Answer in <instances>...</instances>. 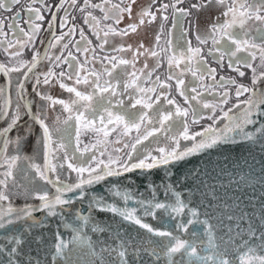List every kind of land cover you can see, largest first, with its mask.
Returning <instances> with one entry per match:
<instances>
[{
    "label": "snow or ice",
    "instance_id": "obj_1",
    "mask_svg": "<svg viewBox=\"0 0 264 264\" xmlns=\"http://www.w3.org/2000/svg\"><path fill=\"white\" fill-rule=\"evenodd\" d=\"M135 2L29 0L0 16V50L8 58L0 61V122L7 121L0 128V264H46L49 257L54 264H264V201L258 223L253 213L246 229L217 236L208 213L191 206L192 189L173 179L210 150L246 146L264 154V0H150L133 19ZM20 3L0 0V11ZM211 10L218 14L201 27V15ZM157 14L152 46L143 38L124 42ZM125 15L130 22L121 27ZM170 17L168 34H179L162 45ZM225 69L229 74L221 75ZM246 76L250 85L241 82ZM206 119L211 123L193 131ZM252 161H244L248 172L236 183L251 187L255 198V189H264V160ZM190 175L199 173L189 169L183 179ZM13 197L23 206L15 207ZM52 220L48 248L43 234L32 233ZM89 231L108 233L115 243L94 241ZM29 241L48 256L39 249L33 256Z\"/></svg>",
    "mask_w": 264,
    "mask_h": 264
},
{
    "label": "water",
    "instance_id": "obj_2",
    "mask_svg": "<svg viewBox=\"0 0 264 264\" xmlns=\"http://www.w3.org/2000/svg\"><path fill=\"white\" fill-rule=\"evenodd\" d=\"M47 41L48 36L45 37ZM43 50V49H41ZM3 76V75H2ZM4 81L5 77L3 76ZM264 88V84L260 85ZM255 157L256 161L264 160V154H261L260 149L248 148L246 146H232L225 150H210L207 154L192 157L190 162L186 166H181L176 175L173 177L175 181H181V188H190L193 191L192 207H198L201 213L207 212L210 223L216 226L217 236L226 237L228 230L232 229V235L235 236V232L239 229L243 230L248 227L249 218L254 213V219L252 222L258 223L261 215V202L264 201V189L257 187L255 189V198H253V189L247 185H238V181L248 172V164H245V160L251 164L252 157ZM236 165V167H234ZM196 169L199 175L188 176L186 180L183 179L184 174L189 169ZM256 170H259V165H256ZM205 171L207 175H205ZM133 176L135 182L141 186L143 191V182L139 180L135 174ZM63 178V177H62ZM161 178V174L157 172L155 179L158 181ZM231 178V179H230ZM148 195V193H145ZM185 199L188 198L185 193ZM160 199H163L161 193ZM251 201V202H249ZM28 203H38V201H27ZM12 203L15 207H22L25 203L24 200H16ZM79 205H76L78 207ZM245 215H241V214ZM37 217L42 216V213H36ZM201 219H205L204 215H201ZM231 218V219H230ZM98 219L113 223L112 217L107 214H101ZM118 222V218H117ZM148 222L156 225L155 221L148 218ZM56 221H49V226L42 229H38L32 233L33 236L43 234L46 238L45 244L48 248H51L53 243L54 229ZM121 227L127 228V231L135 236L139 233L140 236L146 238L144 230L138 229L136 226L121 225ZM61 235L65 239L70 238L72 233L69 230H62ZM89 235L92 236L94 241L107 240L109 244H114L115 241L109 239V234H93L89 231ZM246 238V237H245ZM239 243V240L236 241ZM72 245H69L71 248ZM43 245H37L35 242L29 241V245L26 249L32 252L33 256L37 255V249H39L40 256H48L43 250ZM76 258V253H73V259ZM59 259V258H58ZM46 264H54L50 257L46 260Z\"/></svg>",
    "mask_w": 264,
    "mask_h": 264
},
{
    "label": "rangeland",
    "instance_id": "obj_3",
    "mask_svg": "<svg viewBox=\"0 0 264 264\" xmlns=\"http://www.w3.org/2000/svg\"><path fill=\"white\" fill-rule=\"evenodd\" d=\"M118 1V0H117ZM50 2H54V0H50ZM95 2V0H94ZM29 3V1H28ZM27 3V5H28ZM150 3V0H136V2L132 5V17L133 19H135L137 17V13L141 10V8L147 6L148 4ZM26 5V7H27ZM158 6V5H157ZM25 7V8H26ZM18 10H22L20 8H17ZM3 11H0V13H2ZM14 14V13H13ZM12 14V15H13ZM97 15H100L99 12L96 13ZM218 13L215 11V10H211V11H208V12H205L201 15L200 17V24H201V27H204L206 26V24L208 22H210V18L214 17L215 15H217ZM22 15L24 16V19H22L20 21V25L22 27H25L26 28V24H25V20L27 19V13H22ZM77 24H81L82 21L80 20L79 16L77 17ZM129 19L127 17V15H125V19H124V22L121 24V27H123L125 24L129 23ZM159 24H160V19H159V14H157V20L155 22H153L151 25L147 26L146 28H142L140 30V34L139 35H130L124 42L125 43H130V44H136L140 41L141 38H143L144 40V43L146 46L150 47L152 46V44L154 43V38H155V35L157 34V32L159 31ZM171 29V17L169 18V21L165 24V34L164 36L162 37L161 39V44L163 45L164 43V40L166 39H172L173 42L175 43V40L176 38L178 37V30L177 31H173L171 35H169V30ZM7 30V29H6ZM85 31L87 32V28H85ZM46 33L44 32H41V36L42 38L45 37ZM188 39H190L192 41V44L195 45L196 44V41H195V38H194V32L193 31H190L189 34H188ZM95 42V41H94ZM117 43L120 42V39L117 38ZM39 46V45H38ZM130 56V53L128 54ZM25 56H27L28 59L31 58V52H28L27 50H25ZM24 56V59H26V57ZM1 58V57H0ZM1 60L5 63L8 62V58L7 56L4 54V58H1ZM143 63V59L141 60V64ZM148 63H149V66H151L153 63H154V60L152 59H149L148 60ZM141 64H138L137 67H140ZM215 66V65H213ZM97 68H99V64L96 65ZM41 70H46V65H41ZM163 71V69L161 70ZM221 75H227L229 74V70L225 69L224 72H221L220 73ZM232 74V73H231ZM250 75V72L249 74ZM241 82L245 83V84H249L250 85V80L248 78V76H246ZM234 91V90H233ZM55 94L56 95H61L62 98H65L67 99L68 98V94L67 93H63L61 90L59 89H56L55 90ZM244 97H241V99H243ZM179 99V98H178ZM233 101H235V99L231 100L230 103H232ZM49 116L51 117L52 116V113H51V110L49 111ZM207 122V123H205ZM211 121L210 120H204L201 122L200 125H196L193 127V131H200V129L210 123ZM38 132V130H36ZM91 137H85L84 138V142L87 143L88 140L90 139ZM34 137L32 140H30L29 142V145L28 147L25 149L26 153L31 155L32 154V143L34 142ZM12 149L10 148L9 149V153H11ZM38 162H41L42 163V160L41 161H38ZM75 174L72 173V177L74 178ZM13 200H16V199H19V200H23L22 198H16V197H13L12 198Z\"/></svg>",
    "mask_w": 264,
    "mask_h": 264
},
{
    "label": "flooded vegetation",
    "instance_id": "obj_4",
    "mask_svg": "<svg viewBox=\"0 0 264 264\" xmlns=\"http://www.w3.org/2000/svg\"><path fill=\"white\" fill-rule=\"evenodd\" d=\"M0 16L8 17V16H11V15H8L7 12L3 11L2 13H0ZM58 31H59V30H58ZM0 51H2V50H0ZM0 61H2L1 58H0ZM232 75H235V74L232 73ZM4 83H5L4 78H3L2 75H0V85H3ZM28 90H29V92H31V85H29V89H28ZM232 103H235V101H233ZM230 104H231V103H230ZM22 110H23V109H22ZM24 119L27 120V117H25ZM6 123H7V121L0 122V128L5 127ZM205 123H207V122H205ZM210 123H211V122H210ZM208 124H209V123H208ZM36 130L39 131V128L37 127ZM10 135H11V136H15V135H16V131H13ZM10 148H11V146L9 147V149H10Z\"/></svg>",
    "mask_w": 264,
    "mask_h": 264
},
{
    "label": "trees",
    "instance_id": "obj_5",
    "mask_svg": "<svg viewBox=\"0 0 264 264\" xmlns=\"http://www.w3.org/2000/svg\"><path fill=\"white\" fill-rule=\"evenodd\" d=\"M28 1L29 0H21V3L19 4V5H16V6H14L13 7V9H12V12H7V14L8 15H12L13 13H15L18 9L17 8H20V9H24L25 7H26V5H27V3H28ZM56 2V0H54V2L53 3H55ZM113 2H118L117 0H113ZM37 6H39V5H37ZM4 52L3 51H0V57L1 58H4ZM26 57V59H28L27 58V56H25Z\"/></svg>",
    "mask_w": 264,
    "mask_h": 264
}]
</instances>
